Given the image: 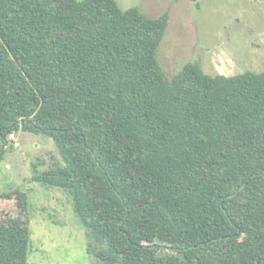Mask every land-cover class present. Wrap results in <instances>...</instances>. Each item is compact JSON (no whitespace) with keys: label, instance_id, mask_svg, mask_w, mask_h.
I'll return each instance as SVG.
<instances>
[{"label":"trees","instance_id":"1","mask_svg":"<svg viewBox=\"0 0 264 264\" xmlns=\"http://www.w3.org/2000/svg\"><path fill=\"white\" fill-rule=\"evenodd\" d=\"M169 23L116 0H0V164L19 131L53 139L61 163L33 179L72 196L93 264H264V70L168 77ZM14 213L0 264H28Z\"/></svg>","mask_w":264,"mask_h":264},{"label":"rangeland","instance_id":"2","mask_svg":"<svg viewBox=\"0 0 264 264\" xmlns=\"http://www.w3.org/2000/svg\"><path fill=\"white\" fill-rule=\"evenodd\" d=\"M116 1L123 9L138 7L149 16L169 11L159 49L168 77L187 62L199 63L213 75L264 70V0ZM11 140L0 164V212L12 209L13 215L2 217L29 224L28 264H93L72 196L33 179L35 171L46 173L61 163L53 139L19 131Z\"/></svg>","mask_w":264,"mask_h":264}]
</instances>
